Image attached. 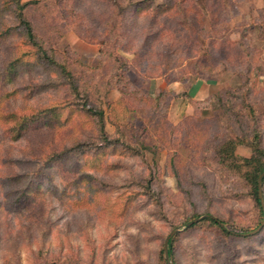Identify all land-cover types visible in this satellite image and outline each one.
I'll return each instance as SVG.
<instances>
[{"label": "rangeland", "instance_id": "rangeland-1", "mask_svg": "<svg viewBox=\"0 0 264 264\" xmlns=\"http://www.w3.org/2000/svg\"><path fill=\"white\" fill-rule=\"evenodd\" d=\"M11 1L0 0L9 23ZM176 2L168 13L133 7L123 15H114V0L30 8L44 44L104 109L107 132L145 145L146 159L118 143L95 153L96 125L68 110L36 116L74 97L63 77L25 54L30 65L7 81L0 75V264H167L160 250L175 228L176 264H264V228L243 237L209 222L187 226L196 213L224 220L231 232L263 219L247 182L218 162L215 148L254 125L264 146V0ZM30 50L18 33L0 41V70L15 51ZM121 75L124 96L109 84ZM171 88L205 98L235 90L238 115L186 96L157 110L134 99ZM235 154L251 148L240 144ZM151 172L162 209L144 194Z\"/></svg>", "mask_w": 264, "mask_h": 264}, {"label": "trees", "instance_id": "trees-1", "mask_svg": "<svg viewBox=\"0 0 264 264\" xmlns=\"http://www.w3.org/2000/svg\"><path fill=\"white\" fill-rule=\"evenodd\" d=\"M44 0H12V6H8V12L12 16V23L5 20L0 19V41L6 42L8 38L14 34H19L23 37L24 44L30 47L29 52H14L13 56L5 63L4 67L0 70L1 78L4 81L12 79L17 73H19V68H24L26 65H30V60H25L24 55L31 54L34 57V61L41 63L42 65H46L49 68H52L54 72L59 74L61 77L65 79L64 85L68 90H71L74 99L72 100H63L60 104H50L47 108L36 111L37 114L41 113L43 110L50 112H55L58 109L62 111L68 110L71 114H76L77 116H81V123L83 126L94 123L96 125L98 131V142H94V140H90L91 147L95 148V153L101 154L106 152V150L110 146H114L115 144H121L123 147L129 149V151L139 155L143 160L146 159L145 149L147 148L145 145H133L126 141H120L119 137H113L106 130L105 124V111L103 108L95 106L91 103L88 95L83 91H80L71 71H69L62 60H58L56 57V53L44 44L42 38L38 34V30L35 27L33 19L28 14V11L31 7H35L43 3ZM114 15L117 13L119 15H123L124 12L130 10L133 7H136L137 10H148L152 12H170L176 11L180 8L179 4L176 0H165L163 2L158 0H125L124 2L120 0H114ZM3 10L0 9V12ZM16 44L15 49H19ZM17 46V47H16ZM115 61L119 64V68L124 67L126 63V57L124 54L117 53L114 54ZM62 78V79H63ZM110 86L118 89L122 95L126 93L129 89L128 84L125 82V77L121 75L118 78L115 84L109 82ZM237 90L241 91L240 88ZM238 95L235 90H228L225 95L219 94H211L210 97L204 99H195L188 92L180 91L177 92L175 90H161L155 96H146L140 95L135 96L134 99L139 102L150 105L153 109L157 110L161 108L170 98L182 97L186 96L193 103H205L214 104L215 106L222 109V116L226 115H238L237 107L234 103V98ZM34 111V112H35ZM255 113L253 108L250 110ZM221 116V117H222ZM20 132L23 133L26 129L25 122L20 124ZM19 132V133H20ZM21 135V134H20ZM19 135V136H20ZM263 130L260 125H254L250 128H242V131L236 136L227 137L221 144H219L215 148V155L217 156L218 162L225 168L235 171L242 177L250 187L251 193L254 196V199L257 205L260 208V213L263 215V208L260 202L259 196V187H258V179L260 174L264 171V146L262 144L263 141ZM88 144V143H87ZM240 144L247 145L251 148V154L249 156H243L241 158H237L235 154V150L237 146ZM85 144L82 143L81 146ZM80 146V144H79ZM92 150V149H91ZM63 153V152H60ZM172 165L173 162H171ZM173 173L176 177H178L177 172L173 170ZM154 181V173L151 172L149 178L146 180L144 187V194L151 197L158 206L162 209V200L157 191L153 186ZM264 176L262 177V190L264 195ZM199 214H193L187 220L191 221L194 218L198 217ZM209 222L215 226H217L222 233L225 235H240L243 236L244 232H231L226 226L225 221L218 218L205 217L200 221L192 224L190 228L203 223ZM262 222V221H261ZM260 222V224H261ZM259 224V225H260ZM264 228V226H263ZM262 228V229H263ZM175 237H172L169 241V254L171 256L172 264H176L175 257V248L174 241ZM160 259L165 262L164 249L160 250Z\"/></svg>", "mask_w": 264, "mask_h": 264}, {"label": "water", "instance_id": "water-1", "mask_svg": "<svg viewBox=\"0 0 264 264\" xmlns=\"http://www.w3.org/2000/svg\"><path fill=\"white\" fill-rule=\"evenodd\" d=\"M263 176H264V171L260 174L259 179H258V187H259L260 202H261V205H262V208H263V219H262L261 224H260L257 228H255V229H253V230H251V231H249V232H244V233H242V235H244V236H247V235H253V234L259 232V231L263 228V226H264V195H263V190H262V177H263ZM205 217H212V218L217 219V217L214 216V215H212V214H204V215H202V216H200V217H198V218H195V219L191 220V221L187 224V226L192 225V224H194V223L200 221L201 219H203V218H205ZM179 231H181L180 228H175V229H173V230L169 233V235L166 237V239H165L163 249H164V255H165V258H166L167 264H172V262H171V258H170V254H169V247H168V245H169V241H170L171 237H172L174 234L178 233Z\"/></svg>", "mask_w": 264, "mask_h": 264}, {"label": "crops", "instance_id": "crops-1", "mask_svg": "<svg viewBox=\"0 0 264 264\" xmlns=\"http://www.w3.org/2000/svg\"><path fill=\"white\" fill-rule=\"evenodd\" d=\"M171 85H169V87H170ZM172 87V86H171ZM169 89V88H168ZM172 90H175V91H177V92H180V91H186V92H188L193 98H195V99H204L205 98V96H195V95H193L192 94V91L189 89V90H178V89H176V88H171Z\"/></svg>", "mask_w": 264, "mask_h": 264}]
</instances>
